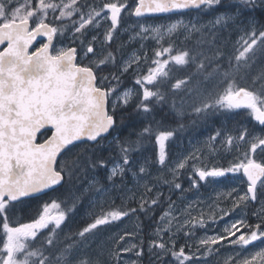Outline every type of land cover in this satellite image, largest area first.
Listing matches in <instances>:
<instances>
[{
	"label": "snow or ice",
	"instance_id": "snow-or-ice-1",
	"mask_svg": "<svg viewBox=\"0 0 264 264\" xmlns=\"http://www.w3.org/2000/svg\"><path fill=\"white\" fill-rule=\"evenodd\" d=\"M14 3L15 0H0V45L4 46L0 50V264H107L103 259V252H97L95 255L88 252L85 247V234L92 233L98 226L117 221L129 215V212L134 213L137 209L113 210L95 218L94 222L76 233L82 238L79 243L74 242L62 248L53 246L59 243L56 239L57 230L66 219V214L63 210L56 215L49 212L50 207H60L55 201L43 205L38 218L30 223L11 226L9 218H13V224L17 223L15 213L27 198L72 181L78 172H83L86 168L94 170L105 167V161L94 155V149L117 123L114 115L109 114L106 109L111 94L116 93L112 97L115 101L112 104L113 113L119 106V101L123 100V104L127 105L133 95H138L140 98L137 109L143 114H151L157 105L165 102L160 83L169 76L170 62L174 66H194L193 75L199 79L195 80L191 89L188 88L191 76L187 80H177L172 87L181 89L184 86L186 90L195 91L200 99L195 112L207 114L220 110L238 112L243 109L264 128V70L253 78L251 88L240 83L247 78L248 70L257 59L264 60V23L255 15L259 12L264 16V0H136L131 7L128 0H109L99 7L89 0L80 4L77 0H69L68 3H64V0H60V3L53 0H36L34 6L32 0H24V4L20 6H14ZM222 5L227 10L219 11ZM58 9L59 16H56ZM50 10L54 20L71 18L74 14L79 16L78 21L71 22L73 31L70 40L72 43L79 41L83 57L88 59L87 64L77 63L76 47H56L54 38L63 36L68 25L57 28L51 23H46ZM125 10L128 15L137 18L193 10L198 13L218 14L204 24L179 19L169 25L141 26V38L149 32L154 33L157 40L173 34L183 35L188 39L193 33H199L202 39L198 45L206 42L209 48L205 51L198 47L196 50H181L173 54V49L169 46L162 51H156L154 55L157 59L151 61L155 67H149L146 75H141L135 80V84L142 90L137 93L134 89L117 92V87L112 85V81L118 86L120 76L127 72L133 63L139 64L138 57L133 56L123 61L119 74L113 73L111 80L108 76H99L101 86L97 84L98 73L103 71L100 66H115L116 57L111 51L98 59L89 57L90 53L96 55L92 45L98 40L96 35L87 39L89 32L100 28L102 21H109L100 44L111 42L113 33L121 24V13ZM245 23L248 27L245 29V36L241 37L238 55L224 56L221 49L215 46V31L230 24ZM89 25L92 26L91 29H88ZM204 30L210 39H205ZM38 37H46L47 42L30 51ZM165 53L168 54V59H159ZM171 106L180 111L175 100L171 101ZM46 128L51 129L50 137L42 143H37L38 133ZM153 132L151 125L146 126L137 135L136 140H126L119 145L120 162L111 167L108 180L111 181L117 176L123 179L126 172L132 171L131 153L138 151L145 143L146 135L150 138ZM173 135V131H159L155 134L156 143L159 145L157 163L160 165H165L166 142ZM219 135L218 131L216 136ZM246 135L249 137L246 141L249 150L244 153L242 161L228 168H199L196 169V175L199 181L211 183L228 173L242 172L247 178V188L243 195L237 193L232 207L234 209L242 204L247 208L251 202H258L261 207L253 214L264 222V162L251 158L258 148L264 153V134L257 135L242 129L236 137L225 136L223 143L232 146L235 141V147L239 148V142L245 141ZM216 136L209 137V140L215 141ZM83 141L94 143L71 156L61 157V153L69 146ZM209 148L215 150L211 144ZM58 157H61L60 161ZM186 162L187 158L176 165L174 178L175 173L184 168ZM147 163L148 161H145V164L140 165L139 173H147ZM133 175L138 173L133 172ZM98 183L94 181V184ZM174 187L179 189L181 186L175 183ZM146 190L151 191L150 188ZM158 196L159 194L151 200L141 197L140 211L145 214L150 212L151 208H146L145 205H156ZM77 199L78 197L73 198V205ZM66 207L69 212L73 210L72 206ZM227 214L228 210H221L222 216ZM190 219L185 217L180 220L173 216L170 204L169 211L160 216L155 226L153 239L148 246L149 253H154L157 260L163 264H170L164 260L166 256L172 257L171 264H198L193 260L195 252L186 254L184 246L176 250L175 237L178 232L183 231L185 226L191 230L197 224L201 227L204 225L203 220L192 224ZM238 224L254 230L248 235H239L230 243L240 245L243 249L244 246L264 237L260 223L249 225L241 219L226 227L224 235L200 238L199 245H215L234 236L240 231ZM49 225L52 227L49 228ZM44 229H48L50 234H46L39 243H33L38 233ZM165 234L167 239H164ZM119 239L122 240L123 236ZM132 248H138L137 256L143 255V248L137 245L122 248L121 251L128 252ZM207 250L211 251V248ZM257 256L264 261V250L255 253L252 259ZM113 259L118 261L119 254L114 255ZM239 264H249V261L245 258L239 261Z\"/></svg>",
	"mask_w": 264,
	"mask_h": 264
},
{
	"label": "rangeland",
	"instance_id": "rangeland-1",
	"mask_svg": "<svg viewBox=\"0 0 264 264\" xmlns=\"http://www.w3.org/2000/svg\"><path fill=\"white\" fill-rule=\"evenodd\" d=\"M53 2L60 3V0H53ZM68 2L69 0H64V3ZM77 2L80 4L83 3L84 0H77ZM89 2L93 3L96 7H99L103 3L109 2V0H89ZM35 3L36 0H32L33 6ZM135 3L136 0H128L129 7L133 6ZM23 4L24 0H15L14 6H20ZM221 7H223V5ZM205 14H207L206 18L208 19L203 18L201 14L188 13V15H178L173 18H164V20H136L133 15H128L127 10H125L121 13V24L117 28L116 32L113 33V40L111 42H105L103 45L100 44V41L103 40V33L109 26V21H102L101 27L91 32L98 37V40L92 45L96 55L93 56V54L90 53L89 57L98 59L101 55H106L109 51V47L113 46L114 42L122 39L123 43L118 45V49L120 51L119 53L121 55L118 54V56H116L112 52L116 57L117 70H119L123 61H126L133 56L139 58V64L137 65L136 63H133L132 67L120 76L119 85L117 86L115 81H112V85L117 87V92L134 89L137 93H139L142 90L140 86L135 84V80L141 75H146L149 67H155V65L151 64L153 59H157L154 55L155 52L162 51L164 48L171 46L173 54H175L176 52L181 51V44L192 40L198 34L193 33L188 39H185L183 35L178 34L165 35L162 39L157 40L154 33L149 32L143 34L144 38H141V35H139L141 33V26L169 25L179 19H183L185 22L190 20L193 22L199 21L201 24H204L212 20L214 16L212 15L211 17V13ZM56 16H59V9L56 12ZM47 20L55 21L56 24L61 26L68 25V29L64 32L63 36H58L55 43L56 47L78 46L80 47H77L79 54L82 52V58L88 63V59L83 57V49L79 41L72 43L70 40V36L73 31L71 22L72 20L78 21L79 16L74 14L71 18L54 20L50 10L49 16L45 22H47ZM91 27L92 26L89 25L88 29H91ZM243 36H245V32L240 36L239 42L241 43V37ZM91 38L92 37L88 39ZM36 47H39V45ZM145 57L147 60H145ZM159 59H168V54L165 53L163 56L159 57ZM170 64L171 62L169 65ZM100 67L103 69L106 65H101ZM105 70H107V68H105ZM117 74H119V72ZM101 76H108L109 80H111L110 73H104V70L102 71ZM115 95L116 93L111 94V105L115 102L112 98ZM139 98L140 97L138 95H133L127 105L123 104V100L119 101V106L116 110L120 109V107H129L132 102ZM243 111L246 112V110ZM252 121L253 123L258 124L254 118H252ZM255 134L261 135L263 133L256 132ZM209 137V135H205V139L193 138V140H188L186 144L184 143V145H180L177 152L172 156L169 155L168 145H166L167 158L165 165H160L155 161V159L153 161L144 160L138 164V167L145 164V161H148L146 165L148 169L147 173H139L138 169L135 170L138 175L134 176L132 169V171L126 172L123 179L119 176L113 178L111 181L106 179L105 185L96 195L93 194V189L88 187L86 190L87 195L85 196L86 201L84 200L85 210L83 209L82 215L77 224L79 231H82L83 228L94 222L95 218L106 215L108 212L113 210H120L115 206H121L122 203L126 205L122 208L123 210H127L126 207L131 201L135 202L138 206L136 208V213L134 212L135 214L129 212V215L124 216L117 221H112L109 224L98 226V228L93 230L92 233L85 234L87 239L85 247L88 252L92 255H95L97 252H103V259L107 261V264H163L162 261L157 260L154 253L151 254L150 257L148 246L150 240L153 239L154 229L159 222L160 216L169 211L171 204L172 215L176 216L180 220L185 219V217H190V222L192 224H197V221L199 220L204 221L203 227L197 224L194 229L190 230L187 226H185L183 231L176 234L175 240L177 251L181 246H184L186 254L195 252L193 260L197 261L198 264H239V261L245 258H247L249 264H264V261H262L259 256H257L254 260L252 259V256L255 255V253L264 250V237L244 246L243 249L240 245L236 244V248L233 247L234 249L232 251H217L218 248H221V246L233 245L230 241L236 240L241 234H250V231L254 230V228H244L238 224L237 227L240 228V231H237L234 236L221 240L215 245L200 246L198 243L199 239L205 236L211 237L224 235V229L226 227L230 226L232 222L239 221L241 219H244L249 225L260 223L261 230H264V222H261V220L253 214L260 209V203L251 202L247 208H244L242 204L234 209L232 207V202L236 199L237 193L243 195L247 188L246 179L242 172L228 173L225 177L218 178L215 182L211 183L207 181L205 183L199 181L198 176L196 175V169L199 168H228L229 166L242 161L244 159V153L249 150V145L246 143L249 137L246 135L245 141L239 142V148L235 147V141L232 146H229L223 143L224 138L220 141H218L217 138L215 141H210ZM110 138V140L108 139L107 142L104 143V147H110V145L115 142L117 137L111 136ZM209 144L213 146L215 149L214 151L210 150ZM81 149L82 147H76L69 153V156L77 153ZM157 151L159 153V145L157 146ZM262 155L264 156V153H262L258 148L256 153L252 154L251 158L257 160V162H264V157ZM225 157H229V159L224 161L223 158ZM186 158L187 162L185 163V167L179 169L175 173L174 178L173 171L176 168V165L180 162H184ZM115 163H112L109 167L108 175L111 167ZM175 183H179L181 187L179 189L175 188ZM147 188H150L151 191H147ZM157 194H159L158 203L156 205H149L152 207V210H155L154 212L158 214L157 220L154 221L155 223L151 221L150 224L147 225L150 219L149 217L147 220L142 219L143 212L139 209L140 199L143 197L144 199L151 200L153 198H157ZM53 201L46 204H51ZM55 203L59 204L60 207H50L49 212L52 215L58 214L61 210L64 211L63 204L61 202L55 201ZM109 206L112 207V209ZM145 207H148V205H145ZM107 208H110V210ZM42 210L43 207L41 211ZM221 210H228V214L222 216ZM65 214L67 219L68 214L66 212ZM66 219L61 224L60 229L63 228ZM173 223L175 224L176 221H173ZM51 227L52 225H49V228ZM43 232L50 234L48 229H44L40 233L42 234ZM186 232L188 235H185ZM40 233H38V235ZM0 236H2V229H0ZM121 236H123L122 240L119 239ZM79 238L80 242L82 238ZM164 239H167V234H165ZM133 245L142 247L143 255H136L138 248H132V250L128 252L121 251L122 248H131ZM0 247H2V244H0ZM208 248H211V251H208ZM117 253L119 254L118 261L113 259V256ZM198 256L199 258H203L195 260ZM164 260L169 261L171 264L172 257L166 256L164 257Z\"/></svg>",
	"mask_w": 264,
	"mask_h": 264
},
{
	"label": "trees",
	"instance_id": "trees-1",
	"mask_svg": "<svg viewBox=\"0 0 264 264\" xmlns=\"http://www.w3.org/2000/svg\"><path fill=\"white\" fill-rule=\"evenodd\" d=\"M227 10L224 6L219 9V11ZM201 14L203 18H206L205 13H196ZM217 13H211L212 15H216ZM256 18L264 23V16H260L261 14L257 12ZM243 19V17H242ZM48 23H51L53 26L59 28L61 25L56 24L55 21L47 20ZM247 24H230L227 27L218 29L215 31V46L219 47L226 57H231L233 55H238V50L241 48V42H239L240 36L243 35L245 29L247 28ZM205 31V39H210L208 37L207 31ZM68 33V31H67ZM93 33H89L87 39L92 37ZM59 36V35H58ZM202 39L201 35L198 33L192 40L184 42L180 45V50H196L199 48H203V50L207 51L209 48L208 43H202L198 45ZM123 43L122 39L114 42V45L109 47V51L113 52L116 56L121 55L118 49V45ZM77 46V45H76ZM78 47V46H77ZM80 48V47H78ZM107 54V53H106ZM85 63V62H84ZM86 64V63H85ZM107 68V70H105ZM169 77L177 78V79H186L190 76L192 77L191 81L188 83V88L191 89L190 85H193L195 80L199 79V77L193 75L195 72V68L192 65L188 66H174L172 63L168 66ZM104 73H110V78L113 73H118L117 63L115 66L109 64L103 68ZM261 70H264V60L257 59L256 63L248 70L247 78L245 80L240 81L242 86L252 87V80L256 77ZM102 71L98 73V76H101ZM124 79V78H123ZM100 82V80H99ZM164 84H168V80L164 81ZM257 86L259 85V81L256 82ZM101 85V82H100ZM165 85V86H166ZM181 94H171L168 92L165 93V102L160 105H157L151 114H143L141 113L136 105L139 99L132 102L129 107H124L116 110L113 113L114 117H116V126L113 131V135L117 138L115 142L110 145V147H104L105 140H102L100 145L94 149V155L101 157L106 166L98 167L96 169L86 168L83 172H78L76 176L70 182H65L64 186L53 191L52 193L41 196L40 198H33L27 200L23 205L20 206L19 210L15 213V220L17 223H12V217H10L11 226H18L19 223H30L33 219L38 218L39 212L43 205L49 203L53 200L61 202L63 204L64 211L68 214V219L63 225V228L57 231L56 239L59 241L56 244L55 248H62L68 244H72L74 242H79V237L76 235L79 231L78 220L82 215V209L85 208V196L87 195V188L90 187L93 189V194L96 195L101 190V188L105 185L106 179L108 176V169L112 163L120 162V148L119 145L124 143L126 140H136L137 135L142 132V130L151 125L154 129L153 135L149 138L145 137V143L143 146L135 152H132L130 155V163L132 165V172L138 170V164L144 160H149L157 162V143L155 140V134L159 131H173L174 132V140H170L168 144L169 155H173L177 152L178 147L180 145L186 144L188 140H193V138L205 139V135H209L210 137L216 136V133L219 131L220 135L216 136L218 141L222 138H225L227 135H231L236 137L241 133L242 129H247L249 133L260 132L264 134V128L259 126L256 123H253L252 117L248 116L247 113L243 110H239L238 112H225L223 110L216 111L215 113L209 112L207 114L197 113L195 112V107L199 105L200 99L197 95H193L192 91L186 90L184 86L182 87ZM175 100L176 106L180 111H176L171 106V101ZM185 111V112H184ZM188 112V113H187ZM215 116V117H214ZM208 118V119H207ZM200 121V122H198ZM198 122V123H197ZM200 123V124H199ZM208 125V126H207ZM51 132H46L40 136L39 141L43 142L45 139L50 137ZM91 144L79 145L77 147H82V149L86 147H90ZM127 146V145H125ZM76 148V147H75ZM74 148V149H75ZM73 149V150H74ZM79 149V148H78ZM82 149L80 151H82ZM71 150V151H73ZM70 151V152H71ZM78 151V152H80ZM223 151V150H222ZM68 152L66 155H70ZM93 153H89L92 155ZM154 155V156H153ZM228 158H223L226 161ZM133 166L135 168H133ZM94 181H98V184H94ZM92 184V185H91ZM78 197L76 202L73 205V198ZM64 199V200H63ZM84 202H83V201ZM81 201V202H78ZM67 206H72L73 210L69 212L64 204ZM131 203V204H130ZM127 207L128 209L137 208L135 202L131 201ZM123 205V206H122ZM119 209H122L125 205L122 203ZM65 206V207H64ZM77 206H81L77 208ZM135 206V207H134ZM150 206L146 207L149 208ZM77 208V209H76ZM148 212L146 215L143 212L144 217L142 219L150 217L148 224L151 221L157 220V214L152 210ZM80 211H79V210ZM75 210H78L77 212ZM76 212V213H75ZM75 213V214H74ZM78 213V214H77ZM150 214H152L150 216ZM77 215V216H76ZM142 215V216H143ZM154 215V216H153ZM146 216V217H145ZM73 218V219H72ZM75 218V219H74ZM72 219V220H71ZM147 224V225H148ZM46 233H40L33 243H39L43 240ZM58 245V246H57Z\"/></svg>",
	"mask_w": 264,
	"mask_h": 264
},
{
	"label": "water",
	"instance_id": "water-1",
	"mask_svg": "<svg viewBox=\"0 0 264 264\" xmlns=\"http://www.w3.org/2000/svg\"><path fill=\"white\" fill-rule=\"evenodd\" d=\"M193 11H194V10H193ZM189 12H192V11H189ZM189 12H186V13H173V14H159V15H146V16H144V17H140V18H137V17H135L134 15H133V16H134V18H135L136 20H140V19H152V18L171 17V16H176V15H181V14H188ZM195 12H197V11H195ZM46 23H47V22H46ZM56 41H57V37L54 38V44L56 43ZM43 42H47V38H46V37H38L37 40H36V42H35L34 45H33V48L30 49V51L34 50V48H35L36 46H38L39 44H41V43H43ZM3 47H4V46L0 45V50H2ZM76 48H77V47H76ZM77 58H78V49H77ZM77 63H78V59H77ZM97 84L99 85V82H98V81H97ZM109 107H110V105H109V101H108V104L106 105V109H107L108 113L110 114ZM114 118H115V117H114ZM114 128H115V126H114ZM114 128H113L112 130H110L109 133L106 134V138L110 136V134L112 133V131L114 130ZM46 132H51V129H50V128L42 129L41 132L38 133V136H37V143H42V142L39 141V138H40L41 135H43V134L46 133ZM50 135H51V134H50ZM43 142H44V141H43ZM86 143L93 144L94 142H88V141L77 142V144L69 146V148L66 149L65 152L61 153V157H63V156L65 155V153L68 152L69 150L75 148V146H77V145H82V144H86ZM61 157H58V161H60ZM245 178H246V177H245ZM246 180H247V178H246ZM63 185H64V183H62V186H63ZM62 186L58 185V186H56V188H55L54 190H52V189H50V190H46V191H44V192H42V193H39V194H37V195H35V196H33V197L27 198V200H29V199H33V198H40L41 196L47 195V194H49V193H52L53 191H55L56 189H58V188H60V187H62Z\"/></svg>",
	"mask_w": 264,
	"mask_h": 264
},
{
	"label": "bare ground",
	"instance_id": "bare-ground-1",
	"mask_svg": "<svg viewBox=\"0 0 264 264\" xmlns=\"http://www.w3.org/2000/svg\"><path fill=\"white\" fill-rule=\"evenodd\" d=\"M260 16H261V15H260ZM41 44H42V43H41ZM41 44H39V46H40ZM72 47H74V46H72ZM81 54H82V52L79 54V50H78V58H77V59H78V63H81V62L84 63V62H85V63L87 64L86 60L82 58V55H81ZM79 55H80V56H79ZM94 70H95V69H94ZM98 79H99V76H98ZM140 91H141V90H140ZM184 112H185V111H184ZM187 113H188V112H187ZM214 117H215V116H214ZM207 119H208V118H207ZM198 122H200V121H198ZM198 122H197V123H198ZM199 124H200V123H199ZM207 126H208V125H207ZM153 156H154V155H153ZM262 156H263V155H262ZM263 157H264V156H263ZM263 160H264V159H263ZM130 164H131V163H130ZM132 165H133V164H132ZM133 168H135V167L133 166ZM240 184H241V183H240ZM242 184H243V183H242ZM240 189H241V188H240ZM242 191H243V190H242ZM163 194H164V193H163ZM166 194H168V193H166ZM166 194H165V195H166ZM160 197H161V195H160ZM167 197H168V196H167ZM90 198H91V197H90ZM160 199H161V198H160ZM63 200H64V199H63ZM84 200H85V199H84ZM116 200H117V199H116ZM170 200H171V199H170ZM82 201H83V200H82ZM85 201H86V200H85ZM78 202H81V201H78ZM83 202H84V201H83ZM166 203H167V202H166ZM114 204H115V203H114ZM127 204H128V203H127ZM130 204H131V203H130ZM64 205L66 206V205H68V203H67V204H64ZM115 205H116V204H115ZM121 205H122V204H121ZM65 206H64V207H65ZM69 206H70V204H69ZM112 206H113V205H112ZM122 206H123V205H122ZM122 206H121V207H122ZM125 206H126V205H125ZM148 206H149V205H148ZM79 207H81V206H79ZM79 207L77 206V208H79ZM109 207H110V206H109ZM115 207H117V206H115ZM115 207H114V208H115ZM127 207H128V206H127ZM127 207H126V208H127ZM134 207H135V206H134ZM136 207H138V206L136 205ZM150 207H151V206H150ZM66 208H67V207H66ZM77 208H76V209H77ZM110 208L112 209V207H110ZM110 208H109V209L107 208V209L110 210ZM118 208H119V207H118ZM123 208H124V207H123ZM130 209H131V208H130ZM135 209H136V208H135ZM154 209H155V208H154ZM78 210H79V209H78ZM78 210H75V211L77 212ZM80 210H81V209H80ZM80 210H79V211H80ZM82 210H83V209H82ZM84 210H85V208H84ZM79 211H78V212H79ZM154 211H155V210H154ZM154 211H153V212H154ZM76 212H75V213H76ZM75 213H74V214H75ZM135 213H136V212H135ZM135 213H134V214H135ZM138 213H139V212H138ZM77 214H78V213H77ZM141 214H142V213H141ZM155 214H157V213H155ZM142 215H143V214H142ZM144 215H146V214H144ZM144 215H143L142 217H144ZM151 215H152V214H150V216H151ZM157 215H158V214H157ZM76 216H77V215H76ZM146 216H147V215H146ZM146 216H145V217H146ZM153 216H154V215H153ZM140 217H141V215H140ZM72 219H73V218H72ZM72 219H71V220H72ZM74 219H75V218H74ZM83 219H84V218H83ZM86 219H87V218H86ZM145 219L147 220V218H145ZM149 219H150V217H149ZM141 220H142V219H141ZM150 220H151V219H150ZM80 221H82V220H80ZM88 221H89V220H88ZM82 222H83V221H82ZM152 222H153V221H152ZM153 223H155V222H153ZM250 223H251V222H250ZM145 224H146V223H145ZM149 224H150V223H149ZM149 224H148V225H149ZM251 225H252V224H251ZM142 226H143V225H142ZM151 226H152V225H151ZM152 227H153V226H152ZM151 229H153V228H151ZM145 242H146V241H145ZM78 243H79V242H78ZM57 246H58V245H57ZM233 247L236 248V244L221 246V248H218L217 251H218V252H222V251H225V250L232 251V250L234 249ZM150 257H151V254H150ZM154 257H155V256H154ZM154 257H153V258H154ZM167 257H168V256H167ZM201 258H203V257H200V258H199V256H198L197 258H195V260H198V259H201ZM151 259H152V258H151ZM153 260H154V259H153Z\"/></svg>",
	"mask_w": 264,
	"mask_h": 264
},
{
	"label": "flooded vegetation",
	"instance_id": "flooded-vegetation-1",
	"mask_svg": "<svg viewBox=\"0 0 264 264\" xmlns=\"http://www.w3.org/2000/svg\"><path fill=\"white\" fill-rule=\"evenodd\" d=\"M185 79V78H184ZM188 78H186L185 80H187ZM168 80V84L166 85V84H164L165 82L164 81H167ZM177 80H181V79H177V78H172V77H168L167 79H165V80H163L161 83H160V91L161 92H163L164 94L167 92V90H168V92L169 93H171V94H181L182 93V87H181V89H175V88H173L172 87V85H174L176 82H177ZM191 80H189V82H190ZM166 85V86H165ZM191 87L193 86V85H190ZM149 87H152V86H149ZM153 90H155V89H153ZM192 94L193 95H196V93H195V91H192ZM111 136H114V135H111ZM110 136V137H111ZM174 136H172V137H170L169 138V140L166 142V145H168L169 144V142H170V140H174V138H173ZM109 140L111 139V138H108ZM107 139V140H108ZM107 140H105V142L104 143H106L107 142ZM114 143V142H113ZM168 153H169V151H168ZM203 183H205L206 181H202ZM67 219H68V217H67ZM244 232H246V231H244Z\"/></svg>",
	"mask_w": 264,
	"mask_h": 264
}]
</instances>
